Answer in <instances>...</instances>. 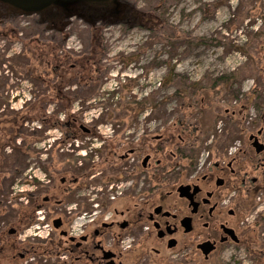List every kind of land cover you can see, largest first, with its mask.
<instances>
[{"label": "flooded vegetation", "instance_id": "flooded-vegetation-1", "mask_svg": "<svg viewBox=\"0 0 264 264\" xmlns=\"http://www.w3.org/2000/svg\"><path fill=\"white\" fill-rule=\"evenodd\" d=\"M29 17L34 28L21 29L18 19ZM75 18L54 15L41 21L0 3V41L20 44L18 67L42 92L31 93L33 98L12 113L3 110L0 99V264H264V217L258 211L252 215L262 202L255 198H264L263 128L244 121L236 126L234 110L229 122L220 115L200 118L197 126L182 117L171 120L170 130L178 126L175 132H183L188 125L198 133L196 160L189 166L181 155L175 168L167 163L163 181L147 182V173L155 175L164 165L162 150L136 151L132 145L141 135L120 124L94 149L93 139L102 138L78 116L88 112L83 105L92 99L98 75L91 61L93 32L77 53L67 43L76 34ZM127 19L136 16L129 11L120 22ZM249 96L251 102L257 99ZM78 102L79 113L73 110ZM252 108L258 111L259 105ZM20 110L38 117L40 129L57 119L54 126L65 138L85 134L86 157L59 143L44 147L16 140L27 131ZM119 129L120 147L129 148L120 152V179L104 184L105 170L93 171L92 163L100 161L103 146ZM172 138L170 133V144ZM182 140L177 144L183 148ZM165 149L170 159L177 156L171 145ZM111 184L120 188L113 197Z\"/></svg>", "mask_w": 264, "mask_h": 264}, {"label": "rangeland", "instance_id": "rangeland-1", "mask_svg": "<svg viewBox=\"0 0 264 264\" xmlns=\"http://www.w3.org/2000/svg\"><path fill=\"white\" fill-rule=\"evenodd\" d=\"M126 1L144 16L132 21L127 19L125 23L93 24L94 27L81 19H74L76 25L71 31L74 29L76 34L67 43L77 53L78 47L88 41L89 32H93L90 34L91 61L98 75V81L92 85L91 102L84 105L78 102L73 108L79 113V106H88V112L78 115L84 124L118 125L120 119L126 130L133 129L134 133L161 130L180 114V100L172 97L178 86L185 83L193 91L204 86L210 78L232 72H249L254 75L243 76L241 82L215 96L213 107H220V111L214 113L229 122L230 110L236 111L235 118L237 111L242 110L249 116L248 126L257 125L264 130V118L252 108V103L259 105L260 101L251 102L249 96L254 87L263 90L264 95V37L258 35L264 33V0ZM148 15L152 18H146ZM34 22L32 17L18 19L19 27L28 31L34 28ZM255 35H258L257 42ZM10 43L0 41V81L6 86L0 99L4 103H1L3 110L12 113L20 108V101L15 102L17 99L33 98L31 93L42 92L39 84L36 88L33 81L21 73L18 64L16 70L12 68L20 44ZM254 43L255 47L252 46ZM258 79L262 88L257 84ZM112 83L118 85L113 98L109 94ZM12 95L16 96L11 98ZM236 96L237 102H234ZM98 110L102 113L95 117ZM224 110H229V114ZM100 118L102 121L96 124ZM25 124L26 133L24 131L23 137L16 140L27 138L30 143L45 147L53 138L62 134L63 138L66 136L54 125L45 124L40 129L39 119L27 120ZM44 136L48 138L43 139ZM74 136L85 141V134ZM93 142L94 149L100 147L101 139H93ZM77 149L83 151L84 148ZM75 156L84 159L85 154L78 151ZM38 176L45 178L42 171ZM255 201L262 202L252 215L258 211L264 217V198L257 197Z\"/></svg>", "mask_w": 264, "mask_h": 264}, {"label": "trees", "instance_id": "trees-1", "mask_svg": "<svg viewBox=\"0 0 264 264\" xmlns=\"http://www.w3.org/2000/svg\"><path fill=\"white\" fill-rule=\"evenodd\" d=\"M258 35H261V37H264L263 31ZM258 35H255V38H257ZM257 41H259V39L256 40V42ZM254 45L256 46V43L252 44V46ZM21 60H22L21 55L19 54L16 55L13 58L12 68L16 70ZM16 64L18 65L16 66ZM245 75L253 76L254 74H250L249 72L248 74L244 72L240 74L234 73V72L227 73L224 75L217 76L215 78H210V80H208V82L204 84V86H200V88L196 87L195 90L193 91L188 88V87H191L188 84L184 83L178 86L177 88L178 90L172 96V97H178L180 100V109H179L180 114H178V117L175 120H178V118L182 117L184 120L188 119L191 125L197 126V123H199L200 118L212 119L216 117L217 115H215L214 112L220 111L219 109L220 107L218 106L213 107L215 96L221 95V92L223 89L225 90L231 89L233 85H235L238 81L241 82L243 80L242 79L243 76ZM257 84L259 88H262V86L260 85L262 84V82H260V79L257 80ZM0 87L3 90L6 88L4 82H1ZM116 93L117 91H112L109 94L111 95V98H113ZM250 94L255 95L257 97L255 101L259 100L261 102L259 103V110L261 111L258 110V112H260V117L264 118L263 90H258V89H255L254 87L252 91H250ZM184 108H186V111H184ZM35 109L38 110V108H35ZM230 111L231 113H233L232 110ZM29 112L32 113L33 109H30ZM29 112L28 110L26 112L24 110H20L18 112L19 117H23L22 121L39 119L37 116H36L37 118L29 117V115H31L29 114ZM248 118L249 116L244 114L243 111L242 112L237 111L236 126L237 125L239 126L241 124V121H244L242 122V124H244L245 122L248 121ZM57 121L58 120L55 119L53 122H50V125L56 126L57 125L56 123H58ZM101 121H102V118L96 120V124L100 123ZM118 121H119L118 123L121 125V128H126L124 125L120 123L121 122L120 119ZM168 125L169 124H166L161 130H156L152 132H148L146 130L147 132H145L141 136L140 141L132 145L134 146L135 150L140 153H144V152L148 153V152H153V151L161 152L162 150L163 157L165 160L164 165L156 167L155 175L151 173H147L146 175L147 182H152L153 180L163 181L165 173L167 172V166H168L167 163L170 162L172 164V168H175V166L180 163L181 159H179V156L181 155L188 157L186 162L189 164V166H191L193 164V161L196 160L195 157L197 156V151H198L197 144L199 142L198 133L191 130L188 127V125L186 127L187 130L186 131L184 130L183 132L182 131L175 132V129L178 128V126H175V125H174L175 129L172 128V130H170L171 128H169ZM119 132H120V129L117 131L115 136L109 139L103 146L102 148L103 152L100 153V158H101L100 161L98 163H92L93 171H97V170L104 171L105 170L104 172L107 175V177H102L104 180L103 181L104 184H109L114 180L120 179L121 166H122L119 160L120 152L122 154L126 153L129 148L128 145L126 146L124 145L123 147H120V143L122 142V135ZM121 132L123 133L124 130ZM237 132L238 131L236 130V133ZM170 133H171V138L173 137L171 139V142H172L171 144L168 142ZM181 140L186 145L183 148L177 144V142H180ZM159 143H162V144H159ZM167 145H171L172 150H174V152L177 153L176 154L177 156H175V154L172 156L174 157L173 159H170L171 156L165 149ZM99 182H102V180L100 179Z\"/></svg>", "mask_w": 264, "mask_h": 264}, {"label": "water", "instance_id": "water-1", "mask_svg": "<svg viewBox=\"0 0 264 264\" xmlns=\"http://www.w3.org/2000/svg\"><path fill=\"white\" fill-rule=\"evenodd\" d=\"M0 3L18 14L39 15L41 21L61 15L63 19L76 17L89 24L101 21L110 25L124 20L129 11L136 18L144 16V13L135 11L126 0H0ZM147 17L152 18V15ZM254 145L258 151L262 149L258 141Z\"/></svg>", "mask_w": 264, "mask_h": 264}, {"label": "built area", "instance_id": "built-area-1", "mask_svg": "<svg viewBox=\"0 0 264 264\" xmlns=\"http://www.w3.org/2000/svg\"><path fill=\"white\" fill-rule=\"evenodd\" d=\"M117 88V84L116 83H112L110 84V89H115ZM16 95H12L11 98H14ZM27 99V97H21L19 100L20 102H23ZM23 100V101H22ZM19 102V101H18ZM16 102V103H18ZM21 106V105H20ZM101 114V111L98 110L97 113L94 115L95 117H98L99 115ZM92 117H90L91 119ZM89 119H85V121H88ZM119 127V125H114L112 123H106V124H101V125H98L97 126V130L99 132V135L101 136V143L103 142V139H106V138H110L112 137V135L115 133L116 129ZM129 131H133V129H129ZM143 130L139 131L138 133L141 134ZM59 139H63V137L61 136H57L55 138L52 139V141H49V146H51L55 141L59 140ZM84 142L82 141H79L78 138H74V139H71V140H68L66 141V143L63 145V148L65 149H69V150H73L74 148H79L83 145ZM82 144V145H81ZM81 145V146H80ZM101 145V144H100ZM74 146V147H73ZM83 151H80V153H83L86 155V152L88 150H85V149H82ZM85 150V151H84ZM89 152V150H88ZM114 187L116 189H114ZM109 190L110 192H112V197L113 196H116L117 194H119V190L120 188L118 186H116L115 184H111L110 187H109Z\"/></svg>", "mask_w": 264, "mask_h": 264}]
</instances>
